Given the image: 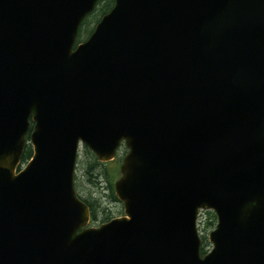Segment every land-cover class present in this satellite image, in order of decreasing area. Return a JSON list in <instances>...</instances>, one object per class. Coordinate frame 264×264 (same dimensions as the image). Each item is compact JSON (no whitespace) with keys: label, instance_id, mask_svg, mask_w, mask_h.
<instances>
[{"label":"water","instance_id":"water-1","mask_svg":"<svg viewBox=\"0 0 264 264\" xmlns=\"http://www.w3.org/2000/svg\"><path fill=\"white\" fill-rule=\"evenodd\" d=\"M99 1L0 0V264H264V0H115L76 45ZM122 144L89 227L80 147Z\"/></svg>","mask_w":264,"mask_h":264},{"label":"rangeland","instance_id":"rangeland-1","mask_svg":"<svg viewBox=\"0 0 264 264\" xmlns=\"http://www.w3.org/2000/svg\"><path fill=\"white\" fill-rule=\"evenodd\" d=\"M101 6H98L97 11L95 14H93L91 17H89L86 21V24L82 28V32L80 33L81 40H84L85 37L89 34V30H91L94 26L95 23L97 22V19L101 18L100 17V8ZM85 147L82 146L80 148V154H79V160H78V166H77V173H76V185H77V191L78 193L85 199L91 201V202H96L101 205L100 209H98V217L99 219L97 221H93L90 223L91 226H99L100 224L106 222L103 219L102 212L105 211L108 213V216L110 217V220L116 217H120L124 215V209L123 205L120 202H113L111 198L109 197V190H107L108 184L104 183L102 180H100L101 184H99V188L96 190L92 185H90L86 177L84 176L85 174V162L88 161L89 157L85 153ZM125 151L124 148H121L119 151V155L116 156V159L114 161H111L108 163V172L111 173V171L118 166V175L116 177L108 175V179H110L113 182V185L115 181L121 176L120 172V166L122 165V158L124 155ZM117 169V168H115ZM117 174V172H116ZM115 174V175H116ZM114 177V178H112ZM104 221V222H103ZM201 224H200V230L203 229L206 226V217L203 215L201 217ZM215 225L211 227V229L208 230L207 234L211 232L214 229Z\"/></svg>","mask_w":264,"mask_h":264},{"label":"trees","instance_id":"trees-1","mask_svg":"<svg viewBox=\"0 0 264 264\" xmlns=\"http://www.w3.org/2000/svg\"><path fill=\"white\" fill-rule=\"evenodd\" d=\"M115 0H101L99 5L101 6L100 8V17H102L104 14L108 13L114 6ZM92 31V30H91ZM85 153L88 155L89 159L88 161H84L86 166H85V174L84 176L86 177L87 182L92 185L96 190L99 188V184H101L100 180H102L105 184L107 183V190H109V197L113 202H118V199L115 196L114 193V188H113V182L108 179V175L110 176H116V172H118V169H115V167L111 173L108 172V164H103L98 161L96 156L87 148H85ZM33 154V149L31 145H27L23 157H22V162L26 163L30 158L32 157ZM112 177V178H114ZM77 180V179H76ZM77 188V185H76ZM81 196V195H80ZM81 198L86 202V204L90 207L91 213H92V219L93 221H97L99 219L98 217V209H100L101 205L96 202H91L81 196ZM206 217V226L201 229L202 233V247H201V252L202 254L206 253V249L209 246V243L207 241V232L209 229H211L212 226L216 224V216L212 211H206L204 213ZM102 216L104 221H109L110 217L108 216V213L105 211L102 212ZM103 221V222H104Z\"/></svg>","mask_w":264,"mask_h":264},{"label":"flooded vegetation","instance_id":"flooded-vegetation-1","mask_svg":"<svg viewBox=\"0 0 264 264\" xmlns=\"http://www.w3.org/2000/svg\"><path fill=\"white\" fill-rule=\"evenodd\" d=\"M87 38V37H86ZM86 40V39H85ZM85 40H77V43L79 44L80 42L82 43V42H84ZM33 127H34V122L33 121H31V125H30V129H29V132L28 133H32V131H33ZM124 151H125V153H124V155L126 154V150L124 149ZM124 155H123V157H124Z\"/></svg>","mask_w":264,"mask_h":264}]
</instances>
